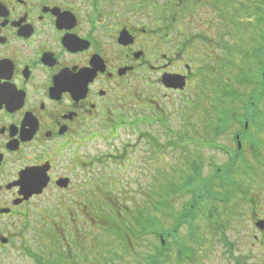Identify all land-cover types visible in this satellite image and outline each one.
<instances>
[{"label":"flooded vegetation","instance_id":"flooded-vegetation-1","mask_svg":"<svg viewBox=\"0 0 264 264\" xmlns=\"http://www.w3.org/2000/svg\"><path fill=\"white\" fill-rule=\"evenodd\" d=\"M229 9L228 0H0V256L26 251V229L39 230L54 221L53 215L65 224V244L74 236L81 239L79 246L86 242L87 194L102 188L108 160L131 162L133 146L113 143V153H104L88 150V143L115 139L122 128L157 149L158 142L142 127L157 123L167 131L163 104L173 108L175 96L195 89L200 62L226 44L224 32L236 28L211 24L210 17L225 16ZM193 10L195 37L181 21ZM163 76L183 78L184 88L166 87ZM151 111L159 113L151 116ZM243 134L234 135L237 149ZM195 145L213 146L207 139H195ZM233 151L215 170L219 183L211 186L227 192L224 200L241 216L244 233L233 240L231 227L218 221L221 225L202 235L219 243L217 261L225 256L227 264H247L241 252L246 237L258 248L264 245V228L257 226L264 221V194H253L260 186L252 185L255 199L248 200L243 188L250 186L222 183L239 179L242 169L232 165H245L244 159L236 163L239 154ZM201 161L196 159L200 172ZM209 179L198 180L196 190L204 193ZM203 197L198 193L195 203L211 206L217 200ZM248 204L249 214L243 212ZM242 216L251 218L248 232ZM212 249L208 242L205 255Z\"/></svg>","mask_w":264,"mask_h":264},{"label":"rangeland","instance_id":"rangeland-1","mask_svg":"<svg viewBox=\"0 0 264 264\" xmlns=\"http://www.w3.org/2000/svg\"><path fill=\"white\" fill-rule=\"evenodd\" d=\"M194 2L195 0H193ZM228 2L231 9L225 16L210 17L211 24H236V28L232 27L229 32H224L226 35L224 43L226 44L221 47L216 46L211 56L206 61L200 62L201 72L199 79L195 82V89L184 90L183 95L175 96L173 108L169 107V103L168 105L163 104L162 113L167 131H165V127L159 126L157 123H153L147 128H143L141 125L142 130L146 129L149 135L155 138L152 140L158 142L157 149L154 144L149 145L143 139H136V131L122 128L118 129V135L115 139L88 143V150L98 149L104 153H113L111 147L113 143L119 146L120 142L123 141L133 146L129 148L128 155L131 162L114 163L108 160L104 165V167L109 168L107 170L104 168L105 172L103 173L105 175L102 179V188L89 190L87 194V205L86 208L82 209L86 220L83 223L87 233L85 244L79 246L77 242H81V239L78 236L68 237L67 244H65V224L62 218L53 215L54 221L50 224L43 223L39 230L37 227L26 229V251L10 250L0 256V264H49L52 262L54 264H141L144 256H159L160 240L152 233V235L147 233L138 239H133L130 246V248L133 247V251L128 250V248L121 251V247H117L121 244L120 240L116 239L114 230L109 231L108 237L106 236V233L103 232V218L107 215L113 217L108 213L114 206L120 208L121 212L127 207L128 213L134 207L148 209L149 212L146 211L147 217L143 222L148 224L152 218L158 228L171 233L170 236L167 235L168 238L164 242L166 246L158 258L159 264H227L226 261L228 260H223L225 256H222V262L217 261L218 253L222 250L221 247L219 248V243L215 242L213 238H205L202 234L204 232L209 233L212 226L221 225L218 224V221H222L225 227H231L232 230H228V234L233 240L235 236L243 234L244 231L238 226L241 216L236 217L232 213L234 207L224 200L228 199L225 197L227 192L211 186L212 183L217 185L216 183H219L220 178L216 176L217 174L211 175L215 173L218 167L224 166L229 161L227 152L236 150L234 135L242 131L241 127L244 122L243 119L235 120L236 112L247 108L245 107L246 96L237 93L249 94L254 91L256 83L252 84L245 80H256L257 68L253 66V62L254 60L255 62L260 61V59L263 60L262 57L264 56V0H228ZM188 13L181 16V21L189 25L186 30L189 35L195 37L198 26L195 21V10L191 11L190 14ZM208 17H205L206 21L209 19ZM256 40L258 41L255 42ZM256 44L262 49L258 51L260 57L253 58L256 52L251 51V49L256 47ZM249 51L253 57L249 55ZM221 89L228 91V98L226 104L219 105L216 96ZM217 90L218 93L216 94ZM209 103L212 105V110H215L214 108L228 109L230 112L225 128L217 135L210 132L207 134V128L202 122L203 115L207 117L203 111L211 108L208 106ZM260 105L264 109V104L260 103ZM157 113L159 112L151 111L149 114L153 116ZM209 116L214 118L217 116V111L212 112V115ZM209 116L208 119L205 117L208 121H210ZM259 123H263L261 129L252 124L250 128H247L249 130L243 134L245 138H240L242 152L236 158V163L240 164V159H244L245 165L254 167L253 170H250L251 172L258 173L260 178H264V170L258 163L262 161L264 164V160H260L258 157L259 154H264L263 147L261 145L256 147L257 142L256 145L254 143L257 139L264 140V120ZM245 124L247 126V122ZM195 139H210L208 141L213 146L202 147L199 145L197 147ZM169 141H173L174 144H169ZM159 143L165 145L162 150H159ZM196 155L202 159L201 172L198 175L200 181L210 178L206 184L210 186L205 188L204 193L196 190L198 183L195 188V181L190 182V179L195 177V169L191 168V164H195ZM188 176L190 177L187 180ZM250 176L257 180L254 174ZM199 178L197 179L199 180ZM243 189L248 200L250 198L251 200L255 199L254 192L250 194L246 188ZM254 191H259L261 196L264 194V187L260 189L255 187ZM108 192L109 194L106 196L105 194ZM198 193L207 196L203 199L217 200L212 202L211 206L196 204L195 202L192 204L195 206H190L189 211H193L192 216L194 215L191 228L194 238H191L189 237L188 226L183 219L185 217L184 206L190 202L193 194L198 195ZM108 197L115 199L114 203ZM160 204L164 206L158 207ZM250 205H244L246 210L243 212L249 214ZM153 206L158 208L154 210ZM259 209H263L262 206H259ZM136 215L137 210L135 209L132 216L136 221H140V217ZM123 218H128V216L125 215ZM243 221H245V226L242 225V227L245 228V232H248L251 229V218L248 219L244 216ZM130 222L135 221L131 220ZM52 229L55 232L48 234ZM174 236L180 237L184 249L177 243L179 239L174 241L172 238ZM208 242L209 245L212 244L213 246V253L208 251L210 255L207 256L204 248H207ZM104 243L111 245L117 255L125 254L124 259L116 257V255L111 257ZM243 243L244 247L241 252L247 255V264H264V245L258 248L254 244V240L248 236ZM65 254H71V257Z\"/></svg>","mask_w":264,"mask_h":264},{"label":"trees","instance_id":"trees-1","mask_svg":"<svg viewBox=\"0 0 264 264\" xmlns=\"http://www.w3.org/2000/svg\"><path fill=\"white\" fill-rule=\"evenodd\" d=\"M231 23H234V22H231ZM258 40H256L255 42H257ZM262 49V48H261ZM259 45L256 44V47L254 46L251 51H255L256 54L253 56H251V52L249 53V55L253 58H256V57H260V55L258 54L261 50ZM264 49V47H263ZM263 60L260 59V61L258 62H253V66L255 68H257L256 70V80L254 79H250V80H245L246 82H250L252 84H255L256 85V88H254V91L249 94H242L241 92H238L237 94H240L241 96L245 95L246 98H247V101L245 102L247 108H249V110H247V108H244L242 111L240 112H236V118L239 117L238 119L235 118V120H240V119H243L244 122H243V126L241 127L242 128V131H248L249 129L247 128H250V126L253 124H255L257 126V128L261 129V127L263 126V123L260 124L259 122L262 120H264V109L261 108V105L259 106V104H264V56L262 57ZM243 80V79H242ZM243 80V81H244ZM224 89H221V91L218 93V90L216 92L217 94V103L219 105L221 104H226V101H227V98H228V91H223ZM215 94V95H216ZM213 95V96H215ZM215 97V98H216ZM244 104V105H245ZM248 104V105H247ZM209 107H211L210 109H206L203 111V113H205L207 115V117L209 115H212V112H215L217 111V116H209V120L208 121L207 117L205 115H203V120L202 122H204L206 128H207V134L210 132L212 134H216L219 133L221 130H223L225 128V125L227 124L228 122V114L230 113L228 109H218V108H214L215 110H212V105L209 103L208 105ZM208 110H211V111H208ZM247 110V113L245 114ZM233 113V112H232ZM207 119H206V118ZM207 120V121H206ZM201 122V123H202ZM245 122H247V127L245 129ZM260 131V130H259ZM206 134V135H207ZM208 140L210 139H207V142H209ZM248 140V139H247ZM246 140V141H247ZM255 140V139H254ZM154 142V141H153ZM256 142H257V145H256ZM249 143V142H248ZM255 145L256 147H260L259 145H261V147H263V151H264V140H261V139H258L255 140ZM154 144V143H153ZM169 144L173 145L174 142L173 141H169ZM158 145V143H157ZM175 146V145H174ZM160 150V149H159ZM161 152V151H160ZM242 152V148L241 149H237L234 151V154H239ZM258 152H261V151H258ZM259 154L258 157H260L259 159L260 160H264V154ZM199 156H195V158L197 159ZM232 160L234 158V156L231 157ZM196 159H195V164H191V168H194L195 169V177L194 178H191L190 179V182L191 181H195V184L197 183L198 179V175L200 174V171H199V167L197 166V162H196ZM261 169L264 170V164L262 161H259L258 162ZM242 166V168H241ZM241 166H235V165H232V168L234 167L235 169H242L241 173H238L237 176L239 177V179H237V177H234V180L233 178L231 177V181H222V183H239V184H244V185H247V186H250L249 189H246L248 190L247 192L249 193L250 192V189H251V186L253 185H257V186H260L258 187V189H260L261 187H264V178L263 177H259L260 175L257 173H253L251 172L250 170H253L254 167L253 166H247L242 164ZM217 172L215 171V174ZM251 174H254L255 177L257 178V180H255L254 178H252L250 175ZM190 176L187 177V180ZM236 178V180H235ZM200 180V178H199ZM200 182H203V181H200ZM171 192H175V191H171ZM252 192H255L254 190ZM109 192L107 194H105L106 196H108ZM107 198V197H105ZM109 200H112V203H114V200L115 199H111L110 197H108ZM201 199V197L199 198ZM251 199V198H250ZM195 200H198L197 198V195L193 194V197L190 199V202L185 204V209H184V216L183 219H185V224L188 226V230H189V237L191 238H194V236L192 235L193 232L191 230L192 228V223H193V220H192V214H193V211H189V208L190 206H195V205H192ZM163 205V204H162ZM161 204L158 205V207L162 206ZM164 206V205H163ZM158 207H155L153 206V209H157ZM113 208V207H112ZM117 209V210H116ZM119 209V210H118ZM135 209L137 210V215L136 216H139L140 218V221H136L134 219V216L133 215V211H135ZM127 207L124 208V210L121 212V209L120 208H116L114 206V208L111 210V212H109L108 214L109 215H112L113 217H109L108 215L106 217L103 218L104 220V223H103V232L106 233V236L108 237L109 235V231H113L115 232V235H116V239H119L120 240V244L121 245H118L117 247H121V251L125 250L128 248V250H132L133 251V247L130 248L131 244H132V241L133 239H138L144 235H147V233H152L153 236L157 237L159 240H160V248L158 249V254L160 256L162 250H164V247L166 245H164L165 243V240L168 238V236L171 235V233H168V232H165L163 230H161L160 228H158L157 224L153 221V219L151 218L150 219V222L151 225L146 224L145 222H143L146 217H147V214H146V211L149 212L148 209H139V208H133V210L131 209L130 213L127 212ZM190 213H191V216H190ZM125 215L128 216V218H123ZM182 218V217H181ZM114 220V221H113ZM119 220V221H118ZM135 221L133 223H131L130 221ZM149 221V220H148ZM156 227V228H154ZM158 231H157V230ZM151 234V235H152ZM174 238V241L175 239H179V241L177 243H179L181 245V247L183 248V242H181L180 240V237L176 238L175 236L172 237ZM107 239V238H106ZM85 244V243H84ZM83 244V245H84ZM105 246H106V249L108 251V253H110L109 255H111V257H119V258H123L124 259V255L121 253L119 255H117L115 252H114V249H112V246L109 245L108 243H104ZM180 248V247H179ZM184 249V248H183ZM179 250V249H178ZM131 251V254L133 253ZM157 254V255H158ZM159 256H144L143 258V262L141 264H159L160 261H158V258ZM49 264H54L53 262L52 263H49Z\"/></svg>","mask_w":264,"mask_h":264},{"label":"water","instance_id":"water-1","mask_svg":"<svg viewBox=\"0 0 264 264\" xmlns=\"http://www.w3.org/2000/svg\"><path fill=\"white\" fill-rule=\"evenodd\" d=\"M162 82L163 84L168 87V88H174V89H183L184 88V81L183 78L181 77H173V76H163L162 77ZM246 127V124H245ZM240 146V144L238 143V147ZM33 191H29V194L32 193ZM257 226L260 229L264 228V221H259L257 222Z\"/></svg>","mask_w":264,"mask_h":264}]
</instances>
